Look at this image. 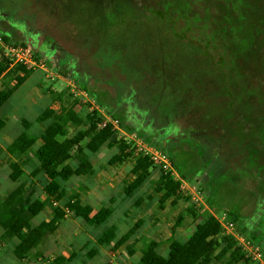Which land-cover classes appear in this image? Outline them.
<instances>
[{"label": "rangeland", "instance_id": "obj_1", "mask_svg": "<svg viewBox=\"0 0 264 264\" xmlns=\"http://www.w3.org/2000/svg\"><path fill=\"white\" fill-rule=\"evenodd\" d=\"M136 1L0 0V35L31 48L44 65V73L37 74L43 89L35 92L26 81L21 88L35 93L24 97L18 106V88L0 108V119L8 118L0 132V140L6 142L0 149L1 159L6 157L0 162V194L5 196L19 183L33 182L35 197L45 199L41 190L51 176H39L35 182L31 177L37 166L33 153L39 142L21 156L27 158V164H23L24 173L17 184L7 178L9 163L16 160L6 148L21 132L20 120L33 123L43 111L41 103L33 105V97L39 100L47 96L49 108L57 111L61 93L65 104L77 99L83 119L92 117L98 104L121 118L125 126L135 123L132 133L118 129L115 135L135 153L144 144L137 134L144 135L147 122L155 129L166 127L168 139L178 144L172 153L173 162L182 170L179 174L173 169L171 176L181 181V192L189 202L182 200L175 208L170 202L159 205L162 192L153 195L151 191L162 168L158 163L142 187L125 198L124 184L134 178L130 174L133 160L108 166L117 149L103 146L95 154L86 153L95 175L72 177L64 186L68 195L78 194L94 211L113 199L111 217L91 230L82 220L67 215L64 228L47 236L33 253L44 257L50 246L52 253L47 259L52 260L58 255H73L72 249L78 248L80 255L75 254L74 264H137L142 246L154 240L159 242L158 253L164 256L172 240L183 243L193 233L195 221L190 208L198 213L211 212L205 200L208 187L201 181L205 177L218 186L214 191H221L216 196L222 208L240 215L239 229L246 235L252 232L256 245L241 239L264 263V0H141V6ZM141 15L145 25L140 24ZM224 53L233 60L218 64L216 54ZM58 71L66 76H59ZM14 76L0 77V91L13 86ZM50 87L60 90L55 92ZM41 129L43 125L37 126L34 134ZM73 133L69 131L68 136ZM200 137L209 148L206 153L196 145ZM198 157L205 163L199 170ZM67 163L74 166L72 161ZM196 173L203 177H196ZM221 205L215 206L219 213L224 212ZM179 216L182 222L172 232ZM50 217L51 207L47 206L32 225ZM138 221L141 226L130 242H134L132 257L127 256L126 245L114 254L101 248L103 254L97 253L91 260L86 258L90 249L80 250L85 240L112 225L117 229L116 242ZM64 231L67 237L62 236ZM39 258L31 254L17 261L12 245L0 241V264H46Z\"/></svg>", "mask_w": 264, "mask_h": 264}, {"label": "trees", "instance_id": "obj_2", "mask_svg": "<svg viewBox=\"0 0 264 264\" xmlns=\"http://www.w3.org/2000/svg\"><path fill=\"white\" fill-rule=\"evenodd\" d=\"M2 42L8 46H22L18 43H12L7 37L0 35ZM10 41H9V40ZM0 49V77L8 74H15L14 84L10 89L0 91V108L9 100L12 94L28 80L33 74L34 69H29L25 64H12L11 59L1 54ZM32 52V51H31ZM33 59L38 61L36 56L32 53ZM217 63L229 62V58L233 60L228 54L218 55ZM209 70V68H207ZM7 73H4L6 72ZM59 76L64 75L58 71ZM62 77V76H61ZM60 103L58 110L46 108L35 119L33 123L25 120H20L23 131L20 135L6 148L8 155L15 158L16 162L9 165L10 173L8 180L17 184L19 179L23 176L24 162L27 158V152L39 142L33 159L37 166L31 173L32 180L35 182L43 175H50L51 179L45 182L42 187V195L45 199L39 200L35 197L36 185L33 182L19 183L9 190L5 196L0 195V229L2 230V239L4 242H14L12 249L13 256L18 261L27 259L32 251L42 243L49 235L54 234L61 222L67 215L72 219H80L87 226L88 229L95 230L109 220L114 209L111 207L114 203L113 199H108V206L101 207L94 212L90 205L83 204L79 199L78 194L68 195L65 184L72 177H86L94 176L92 164L89 162L87 154L97 153L103 146L107 149L116 148L117 153L108 161V166L119 165L124 163L128 158L132 159V169L130 174L134 177L132 181L124 184L123 196L131 197L135 194L142 185L148 180L151 172L156 169L154 163L149 157L142 153H135L134 150H129L130 146L125 141L116 140L115 135L117 130L109 123L105 122L108 118L118 125V128L124 133H132L135 123L129 122L125 126L121 118H115L106 107L96 105V111H93V116L82 118L79 116L78 101L73 99L67 104L61 101V93L58 94ZM101 111L103 112L101 114ZM126 111V108H125ZM105 123V124H104ZM138 123V121H137ZM4 121L0 120V132L4 128ZM43 125L41 132L34 134L37 126ZM152 124L147 122L145 125L144 135L137 134L145 145L152 149L159 150L167 157L170 163V169H160L159 176L152 183V193L160 194L158 199L159 205L170 202V206L175 208L178 202L184 200L189 202V198L181 192V181L172 178V170L177 172L181 170V166L173 162V150L178 144L168 139V130L166 127L155 129L151 127ZM156 130V134L152 129ZM81 128V129H79ZM74 132L68 136V132ZM196 145L201 148L202 153L208 152L209 148L203 145V139L200 137ZM84 145H82V143ZM198 155V154H197ZM72 161L74 166L68 165L67 162ZM214 163V161H212ZM24 164V165H23ZM205 163L202 158L198 157V170L202 169ZM203 171V170H202ZM201 171V172H202ZM210 172L214 170L210 168ZM208 173L203 171V174ZM197 174V173H196ZM203 174H197L196 177H203ZM182 178L186 175L181 174ZM210 177L214 178L210 173ZM201 180L207 186L205 200L209 210L213 213L189 209V214L192 216L194 222V231L183 243L177 240H172L168 246L167 254L161 256L158 253L159 242L154 240L144 244L140 250V258L137 264H258L247 257L242 248L236 243L235 239L225 232L222 226L217 221L216 217L225 215L226 220L233 224L234 232L237 236L244 238L253 245H256L255 238L252 232L246 235L244 231L239 229L238 224L242 219L240 215L229 208H222L223 204H219L220 200L217 196L221 191L215 190L218 187L213 182H208L205 177ZM217 177L215 180H217ZM196 179V178H195ZM205 191V190H204ZM214 196V197H213ZM216 197V198H215ZM151 199V197H148ZM65 201L63 204L62 202ZM56 204L57 206H52ZM63 205V208H59ZM135 205V204H134ZM221 205L224 212H218L215 206ZM47 206L51 207V217L46 221H42L37 225H32V220L40 214ZM137 207V205H135ZM229 209V210H228ZM182 217L179 216L173 224L172 232H174L181 224ZM141 226V222H136L127 232L122 235L116 242L117 229L115 226H110L103 231L95 240V247L91 248L86 253L88 260L93 259L99 248H108L110 254H114L117 250L123 247L127 241L135 234ZM114 242V243H113ZM134 242L127 245V254L129 257L134 255ZM218 251V253H216ZM35 258H41L40 255L34 254ZM76 255H70L67 258L57 256L52 260H47L46 264H74ZM224 260V262H222Z\"/></svg>", "mask_w": 264, "mask_h": 264}, {"label": "built area", "instance_id": "obj_3", "mask_svg": "<svg viewBox=\"0 0 264 264\" xmlns=\"http://www.w3.org/2000/svg\"><path fill=\"white\" fill-rule=\"evenodd\" d=\"M1 46L4 47L5 49H1ZM0 49L3 51V55L5 57L11 59L13 65L14 64H25V65H27V67L29 69H34V70L35 69H39V70L44 69V65L41 61H35L33 59L31 48H26V47H22V46L5 45L2 42L1 37H0ZM25 49H28V50H25ZM104 118H105V122L111 124L115 130L119 129L118 125L115 122H112L111 120H109L106 117H104ZM137 150H138L137 153H142L144 156L149 157V159L154 164L158 163V164L162 165V168L164 170L170 169V166L165 161L166 156H164L163 153L160 152L162 154L161 155L145 144L142 145L141 149H137ZM52 206H57V205L52 203ZM216 219L219 222V224L222 226V228L225 230V232L227 234H230L235 239L236 243L242 248V250L245 252L247 257L251 258L252 261L258 262V264H264L263 261L260 260L259 255H256L255 251L251 247L245 246L241 237L237 236L235 234V232L231 231V230H233V224L226 220V217L224 214H222L219 217H216ZM228 230L230 232H228Z\"/></svg>", "mask_w": 264, "mask_h": 264}, {"label": "crops", "instance_id": "obj_4", "mask_svg": "<svg viewBox=\"0 0 264 264\" xmlns=\"http://www.w3.org/2000/svg\"><path fill=\"white\" fill-rule=\"evenodd\" d=\"M34 71H35V70H34ZM36 71H38V72H36L35 74L33 73V74L28 78V80H27V81L31 82V84H32V88H31V89H34L35 92H37L38 89H39V88H42L43 85H44V84L42 85V84L40 83L41 81H39V77H37V74L40 73V72H41V73H42V72L44 73V70H36ZM24 83H25V82H24ZM22 86H23V85H22ZM22 86L19 87V89L21 90V92H20V98L18 99V101H20V102L18 103V106H19V104L21 103V100L24 99V97H26L27 95L29 96V94H34V93H35V92L29 93V92L25 91L24 89L21 88ZM42 89H43V88H42ZM50 90H53L52 87H50ZM59 90H60V89H58V90L55 89V90H53V91L56 92V91H59ZM61 91H62V90H61ZM11 97H12V96H11ZM11 97H10V98H11ZM10 98H9V99H10ZM46 98H48V97L46 96ZM46 98L42 97L41 99L37 100L36 97L34 96V97H33V99H34V104H33V105H37V103H41V104L43 105V106H42V110H45L46 108H49L48 105H49V101H50V100L48 101V99H46ZM33 99H31V100H33ZM39 115H40V114H39ZM39 115H38V116H39ZM38 116H37V117H38ZM20 119H22V118H20ZM0 120H3L4 123L6 124V122L8 121V118L5 117V118H2V119H0ZM22 120H23V119H22ZM4 127H5V125H4ZM2 130H3V129H2ZM2 130H1V131H2ZM41 130H42V129H41ZM22 131H23V129L21 130V132H22ZM19 132H20V131H18L17 134L14 135V139H13V141H14V140L20 135L21 132H20V133H19ZM5 143H6V142H3V141L0 140V149L2 148V145H4ZM5 161H6V157H4L3 160H2L1 157H0V162H1V163H2V162H5ZM10 164H11V163H9V165H10ZM0 195H1V194H0ZM91 208H92V207H91ZM99 209H100V208H99ZM99 209H98V210H99ZM98 210H97V211H98ZM93 211H94V209H93ZM94 212H96V211H94ZM64 220H65V219H64ZM64 220H63V221H64ZM63 221H62L61 224L59 225L58 229H61V227L64 228V225H65L66 223H64ZM108 228H109V227H108ZM58 229H57V230H58ZM106 229H107V228H106ZM106 229H105V230H106ZM105 230H104V231H105ZM59 231H60V230H58L57 233H58ZM64 232H65V231H64ZM91 232H92V231L89 232L90 235H91ZM102 232H103V231H100V232L97 234V237L95 236V238L91 236L92 239L90 238V239L85 240V241H84L85 243H84V245L82 246V248H80V250L83 251V249H91L92 247H95V240L100 236V234H101ZM2 233H3V232H2ZM2 233L0 232V235H1V237H0V241L2 240ZM53 235H55V234H53ZM53 235H52V236H53ZM92 235H93V234H92ZM62 236L67 237L66 232H65V233H62ZM132 237H133V236H132ZM132 237H131V238H132ZM131 238H130V239L127 241V243L125 244L126 247H127V245H129L130 242L132 241ZM6 243L12 245V249H13L14 242H6ZM121 248H122V247H121ZM76 249H77V250L72 249V250L74 251V253H72V254H76V255L79 256V255H80L79 252H78L79 250H78V248H76ZM104 249H105V250H104ZM104 249H103L104 251L108 250V248H106V247H104ZM56 250H57V248L55 249V252H56ZM99 250H102V249L99 248ZM117 251H119V250H117ZM117 251H116V252H117ZM33 252H35V251H33ZM33 252H32L31 254H35V253H33ZM44 252H49V253L44 254V257L41 255L42 257L39 258L38 260L41 259L43 262H46V261L48 260L47 258H49V256H50L51 253H52V249H51L50 246H49V247H47V248L45 249ZM107 252H108V251H107ZM53 253H54V252H53ZM80 253H81V252H80ZM97 253H98V254H99V253L103 254V252H101V251H98ZM98 254H96V255H98ZM57 255H58V254H57ZM70 255H71V254H69L68 256H66V258L69 257ZM58 256H59V255H58ZM121 256H122V255H121ZM127 256H128V255H127ZM62 257H64V256H62ZM128 257H129V256H128ZM5 260L9 262L10 259H9V257H7ZM17 261H18V260H17ZM15 262H16V261H15ZM15 262H12L11 264H14Z\"/></svg>", "mask_w": 264, "mask_h": 264}, {"label": "flooded vegetation", "instance_id": "obj_5", "mask_svg": "<svg viewBox=\"0 0 264 264\" xmlns=\"http://www.w3.org/2000/svg\"><path fill=\"white\" fill-rule=\"evenodd\" d=\"M138 2H139V6H141V5H142L141 0H137L135 4L138 6V4H137ZM140 20H141V23H140V24L145 25L146 20L143 19V16H142V15H141V19H140ZM155 43H156V42H155ZM156 44H157V43H156ZM157 48H158V44H157Z\"/></svg>", "mask_w": 264, "mask_h": 264}]
</instances>
